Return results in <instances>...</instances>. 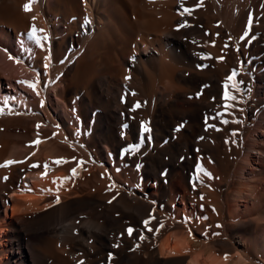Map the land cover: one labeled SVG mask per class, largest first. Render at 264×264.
Masks as SVG:
<instances>
[{
  "label": "bare ground",
  "instance_id": "obj_1",
  "mask_svg": "<svg viewBox=\"0 0 264 264\" xmlns=\"http://www.w3.org/2000/svg\"><path fill=\"white\" fill-rule=\"evenodd\" d=\"M27 3L0 0V64L17 75L6 84L0 80V101L8 100L7 106L0 103V165L23 161L0 167V208L5 193L15 196L20 182L41 180L44 165L52 169L71 153H83L91 165L105 160L119 178L116 158L128 160L130 149L121 139L126 133L137 136L140 149V196L114 192L97 166L93 193L75 190L72 181L66 192L42 187L33 200L40 210L2 225L6 245L0 264H81L76 251L92 255L93 238L116 255L109 264H205L182 259L192 240L180 228L198 227L199 214L210 223L219 216L226 238L203 244L206 251L218 257L232 252V264H264V57L253 61L251 69L259 70L250 79L241 54L228 49L240 40L244 57L254 53L264 20L259 26L251 21L264 13V0H38L25 12ZM33 27L40 45L27 38ZM233 72L235 88L227 80ZM37 79L35 92L17 83ZM225 83L232 101L252 90L262 112L251 109L258 121L232 150L219 200L202 188L199 173L217 146L214 130L225 131L216 121L226 103ZM13 122L19 131L9 129ZM112 210L121 215L116 222L140 224V247L105 244L109 238L102 231L113 221ZM92 213L101 225L83 220V227L76 226L80 215ZM160 231L168 234L155 246ZM169 236L176 239L173 246Z\"/></svg>",
  "mask_w": 264,
  "mask_h": 264
},
{
  "label": "rangeland",
  "instance_id": "obj_2",
  "mask_svg": "<svg viewBox=\"0 0 264 264\" xmlns=\"http://www.w3.org/2000/svg\"><path fill=\"white\" fill-rule=\"evenodd\" d=\"M263 20H264V13H259V14H254L251 22L253 25L256 24L255 26H259V24ZM255 36H257V37L260 36V37L258 38L259 41H257L255 43L256 48L255 47L253 48L254 53H246L245 57H244L242 55V53H240V50H241L240 40L235 41L234 45L232 44L228 48L232 51L237 52L238 54H241V56H239V57L241 59L243 58L242 59L243 60V71H244V73L248 74L250 79H252V77H254L258 73L257 71L259 70V67L256 68L257 70L251 69L253 61H254V65H255L256 62L258 60H260L261 57H264V50H262V48H261V47L264 48V33L263 34L257 33V34H255ZM2 55H4V53ZM7 55L10 56V54L7 53V54H5L4 57L9 59V56H7ZM65 57H66V53L61 58V61H64L67 58V57L66 58ZM9 60H11V59H9ZM27 61H29V57L27 58ZM246 61L247 62L250 61V62L246 63ZM244 67H245V69H244ZM16 77H17V75L15 73L14 74L13 73L11 74V72L9 73V71L6 68H4V66H2L0 64V80L3 82V84L7 83V79H14ZM230 94H231V92H230ZM253 101H254L253 93H252V90H250L249 93H247L246 95H242L239 98V100H237V101H232V100L227 101L226 103H228L232 106L228 107V108L224 107L223 111L219 112V115H216V118H217L216 121H218V123L223 125L225 131L222 132L221 128H219L218 132H216L217 129L214 130V134H215V137L217 139V141H216L217 146L215 147L214 153L212 154V158L206 160L204 162L205 165L203 164V167L202 166H201V168L199 167L200 169H203V171H200L199 174L203 180V182L201 183L202 188L204 187L205 190H206V188H208L207 189L208 191L211 190V191L215 192L216 195L218 196L219 200H221L220 198L223 195L224 181L226 180V176L228 175V169H227L228 163H231L233 161V157L231 155L232 150H233V148H236V146L239 145L242 138L243 139L245 138L244 134L246 133V131H248V129L256 121H258V120H256V118L252 117L251 109L256 108L257 112L259 114H260V112H262L261 108H258V105H256L257 103L255 101L254 102ZM259 114H258V118H262V115H259ZM18 115H20V114L19 113L13 114V116H18ZM221 120L227 121V123H222ZM1 125H3V123ZM8 127L11 131H14V132L19 131V128H20V126L15 125L14 122L12 123V125H8ZM217 133H221V135H216ZM234 133H235V135H233ZM121 139L124 142V146H130V149L127 150V152L125 153V154H127L128 160H126V159L123 160L122 158L124 156L120 157V159H122V161H120L118 159V157L116 158V160L119 163H117V165H115L116 166L115 171L120 173L119 178H114V174L111 171L110 164L108 162H106L105 160H103L101 162L99 160H94L93 164L91 165V164H89L88 161H86L85 155L83 153H81V152L71 153V155L69 157L70 159L69 158L62 159V161H67L66 163L61 162L60 164H56V167H53L52 169H48L46 176H44L45 169L42 170L41 171L42 175L40 178L41 180L35 181L34 182L35 184L34 183L33 184L24 183L23 184L20 182L19 183L20 185L18 187V189H20V190L15 191L16 192L15 196H12L11 192H7L4 194L5 205H3L0 208V224H1L0 228L2 227L3 224L6 223V220L7 221L10 220L13 216L24 214L26 212L29 213L31 210H32L31 212H33V210L38 211L37 209L40 210L41 209V205L39 206L40 202L38 204H35L34 201L37 200L38 198H40V196H41L40 193H41L42 187L44 189L47 187L49 189L51 187V188H54L55 190L66 192L70 186V182L72 181L74 184L75 190H77L81 193L89 190L90 193H93L95 191V187L93 185V181L91 182V180H94V176H97V174H98L97 172L95 174V171H97V169L96 170L93 169V166H95V167L97 166V168L100 170L101 174L103 175V179L110 186V188L113 189L114 192H117L120 194H126L129 197H137V196L139 197L140 192L138 190H139V182H140L139 181L140 180V174H139V165H140V161H139V158H140L139 154L140 153L139 152H140V149L138 147H136L137 136L126 133L125 135L121 136ZM133 145L135 147H133ZM30 146L31 145L28 144V147H30ZM229 151L231 153H229ZM70 163H72V164L70 165ZM73 169L77 170L75 175L72 174ZM205 172H207L209 175H205L204 174ZM39 182H42V183H39ZM22 184H23V186H22ZM214 184H218V187H215ZM56 188H58V189H56ZM71 195L72 194H70L69 196H71ZM69 196H62L63 201L68 200ZM206 206L208 209L212 208L211 204L207 203ZM209 213H211V212L208 211V214ZM111 215L113 216V221L109 225H105V227H103V231H102V233L107 234V236L109 238V240H106L105 244H107L108 246L112 244L114 246L122 247L125 242H128L129 244H133L136 247H140L143 243L142 239L138 238L136 236L137 232H139L141 230L140 224L135 223L134 221L129 220V219H121V222H116V220H114V219L121 217V215H120V213H118L117 211H114V210H112ZM196 219L198 221H200V224L198 225V227L197 226H190V225H187V223H183L182 227L180 228L183 231V233L188 234V237L190 238V240H192V245L190 247L192 249H190L189 253L182 254V259L185 260V263H187L189 259H197V261H199V262H203V263L206 262L205 264H212V263L213 264H225L227 262V260H229L230 258H232L234 256V254L233 255L231 254L232 252H230V253L224 252L223 254L220 255V256H222L221 257L222 259H221L220 256L219 257L215 256L216 253L214 254L213 251H212L213 253H211L210 250L206 251L207 249L205 247H202L203 244H207V243L209 244V242H216V241L223 240V239L226 240V238L223 237V233L221 231H219V229H221V220H220L221 218L216 215V218L214 216L213 222L210 223L208 221L209 220L208 215L199 214V216L197 215ZM199 219H201V220H199ZM83 220L84 221L89 220L91 222H96L97 224H100V225L103 222V220L98 219V217L95 216L94 213L83 214V215L79 216V221H76L77 222L76 226L78 228L83 227V224H82ZM204 220L207 221L208 223H206ZM202 221L204 222V224ZM201 222H202V224H201ZM184 226H185V228H184ZM210 227H212V228H210ZM217 227H219V228H217ZM4 228L5 227H2L0 229L1 230L0 231V250L5 248V245H6L5 237H4L5 235L3 234ZM129 228L133 229V233L131 236H129L128 232H127V229H129ZM215 228H217V229H215ZM196 229H198L200 231H198ZM212 229H214V231ZM104 230H106V231H104ZM109 230H110V232H108ZM167 232L168 231H166V232L160 231L156 235L155 242H154L155 246H158L162 240L166 239L165 237H167L166 236V234H168ZM214 233H216V234H214ZM76 234H78V233H75L74 236H76ZM208 234L210 235V237ZM174 239L172 238V236L168 237V242L171 240L169 242V244L172 243V244H170L172 246L175 244V241H176V239L175 240ZM193 239H195V240H193ZM198 242L201 244H199ZM79 244L82 245V241H81V243L79 242ZM100 244H102V243L99 242V240L93 238V242L91 245L92 246V253H91L92 255H89L88 258H87L86 253L84 251L80 250L81 248H79V252L76 251V254L80 260V263H81V261L84 263V261H86L87 259L88 260L91 259L90 260L91 264H95V263L96 264H109L110 261H112V263H113L114 259H117L116 255H114V253L110 252L109 250L106 251V249H102ZM67 245H69V244H66V246ZM83 246H84V244H83ZM198 246H199V248L197 249ZM75 247H76V249H78L79 246H75ZM73 248H74V246H73ZM203 249H204V251H202ZM101 250L104 252H102ZM199 251H201V253ZM208 252H210V254ZM205 254H207V255L205 256ZM226 256H227V259H225ZM229 256H231V257H229ZM216 257H217V259H215ZM228 257H229V259H228ZM1 260H2V257L0 255V261ZM224 260H226V261H224ZM215 262H217V263H215ZM233 262L234 261H232V259H230L229 264H232Z\"/></svg>",
  "mask_w": 264,
  "mask_h": 264
},
{
  "label": "snow or ice",
  "instance_id": "obj_3",
  "mask_svg": "<svg viewBox=\"0 0 264 264\" xmlns=\"http://www.w3.org/2000/svg\"><path fill=\"white\" fill-rule=\"evenodd\" d=\"M36 2H38V0H29V3H27V4L24 5V11H25V12L30 11V10H31V5L34 4V3H36ZM185 12H189V13H190V10H189V9H185ZM182 26H186V25H182ZM37 31H38V30H37L35 27H33V28L31 29V31L27 34V38H28L29 40H33L37 45H40V44H41V38L37 35ZM39 31H43V30H39ZM43 39L46 40V39H47V36L45 35V36L43 37ZM9 59H13V57L10 55V56H9ZM15 59H16V62H17V63H21V62H22L21 59H20L19 57L15 58ZM235 75H236V73L233 72L232 75H230V76L227 78L228 81H231V82H232V84H231V87H232V88H235V87H236V82H235V80H234ZM17 83L25 84L27 87H29L30 89H32V90L35 92V91H36V88H37V84L39 83V80L37 79L36 82L17 81ZM228 89H229V84H228V83H225V84H224V92H223V99H224L225 102L230 101V100H235V96L231 95ZM37 95H39L38 92H37ZM0 103H3L5 106H7V104H8V100L5 99V100H3V101H0ZM231 106H232V105H230V104H228V103H225V104H224V107H225V108H228V107H231ZM135 107H140L139 103H137V104L135 105ZM3 110H4L3 108H0V113H2ZM133 110H134V109H133ZM221 122H222V123H227V121H221ZM37 127L39 128L40 126L37 125ZM144 130H145L146 132L149 131L147 128H145ZM233 135H235V133H234ZM40 143H41V141H40L39 139H37V141H35V144H36V145H39ZM61 162H65V163H66L67 161H61V160H57V161H55V163H57V164H60ZM14 163H23V161H7L5 164L0 165V167L6 168V167H9L10 165H12V164H14ZM81 163H82V162H81ZM31 167L36 168V167H39V165H37V164H33V165H31ZM44 169H45V171H44V176H46V175H47L48 166H47V165H44ZM76 171H77L76 169H73V170H72V174L75 175V174H76ZM200 171H203V169H200ZM204 174H205V175H209L207 172H205ZM4 179L7 180V177H5ZM57 202H58V201H57ZM148 223H149V221H145V222H144L145 227L148 226ZM148 230H149V231H152L151 228H149ZM127 232H128V235L131 236L132 233H133V229H132V228H129V229H127ZM140 238L143 239L144 237L141 236ZM225 259H227V256L225 257ZM81 264H83L82 261H81Z\"/></svg>",
  "mask_w": 264,
  "mask_h": 264
}]
</instances>
